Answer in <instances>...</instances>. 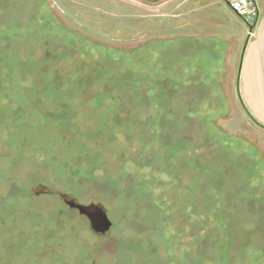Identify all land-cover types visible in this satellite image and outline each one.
Here are the masks:
<instances>
[{
	"label": "rangeland",
	"instance_id": "obj_1",
	"mask_svg": "<svg viewBox=\"0 0 264 264\" xmlns=\"http://www.w3.org/2000/svg\"><path fill=\"white\" fill-rule=\"evenodd\" d=\"M232 12L0 0V264H264V129L225 62ZM60 193L101 204L110 231Z\"/></svg>",
	"mask_w": 264,
	"mask_h": 264
},
{
	"label": "crops",
	"instance_id": "obj_2",
	"mask_svg": "<svg viewBox=\"0 0 264 264\" xmlns=\"http://www.w3.org/2000/svg\"><path fill=\"white\" fill-rule=\"evenodd\" d=\"M189 1V0H188ZM232 17L235 18L240 26L241 32L237 35L239 38L238 42H244V35H247V39L244 45V52L242 57L238 59V52L240 45L239 43L234 45L226 54V61L231 68L234 66V59L237 58L236 65L240 67V90L238 95L243 103L245 101L246 105L250 109V113L254 114L258 120L264 123V115L258 107L260 104V99H264V11L261 10L259 20L254 27L252 33L249 31V27L244 24L242 25L241 19L234 16L232 12ZM236 15V14H235ZM236 36V37H237ZM242 46V45H241ZM238 51V52H237ZM231 71V70H230ZM252 88H257L262 90V96L258 93H254ZM242 98L244 100H242Z\"/></svg>",
	"mask_w": 264,
	"mask_h": 264
},
{
	"label": "water",
	"instance_id": "obj_3",
	"mask_svg": "<svg viewBox=\"0 0 264 264\" xmlns=\"http://www.w3.org/2000/svg\"><path fill=\"white\" fill-rule=\"evenodd\" d=\"M33 194L39 196L43 194H48L50 192L49 188L43 184H36L31 188ZM62 200L71 208H75L79 213L85 216L90 223L92 231L97 235H105L112 228V221L110 220L105 208L95 202L89 204L78 203L71 195L68 193H60Z\"/></svg>",
	"mask_w": 264,
	"mask_h": 264
},
{
	"label": "built area",
	"instance_id": "obj_4",
	"mask_svg": "<svg viewBox=\"0 0 264 264\" xmlns=\"http://www.w3.org/2000/svg\"><path fill=\"white\" fill-rule=\"evenodd\" d=\"M227 6L237 14L253 32L260 14L261 8L257 0H224Z\"/></svg>",
	"mask_w": 264,
	"mask_h": 264
},
{
	"label": "flooded vegetation",
	"instance_id": "obj_5",
	"mask_svg": "<svg viewBox=\"0 0 264 264\" xmlns=\"http://www.w3.org/2000/svg\"><path fill=\"white\" fill-rule=\"evenodd\" d=\"M250 116H251V118L255 121V123L260 127V128H262V129H264V123L263 122H261L260 120H258L257 118H255L254 116H253V114L252 113H250ZM51 192H49L48 194H50ZM48 194H43V195H48ZM35 195V194H34ZM35 196H37V195H35ZM39 196H42V195H39ZM59 197H60V199L62 200V198H61V196H60V194H59ZM74 198V197H73ZM75 199V198H74ZM76 200V199H75ZM77 201V200H76ZM62 202L69 208V209H71V210H75L76 212H78V214L79 215H81L80 213H79V211L77 210V209H75V208H71L70 206H68L63 200H62ZM78 202V201H77ZM78 203H80V202H78ZM82 204H84V203H82ZM81 216H83V215H81ZM85 217V216H84ZM89 221V220H88ZM109 232V231H108ZM107 232V233H108ZM106 233V234H107Z\"/></svg>",
	"mask_w": 264,
	"mask_h": 264
}]
</instances>
